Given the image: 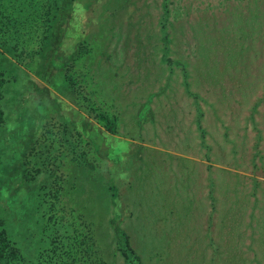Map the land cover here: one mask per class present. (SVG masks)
<instances>
[{
    "label": "rangeland",
    "instance_id": "374dc122",
    "mask_svg": "<svg viewBox=\"0 0 264 264\" xmlns=\"http://www.w3.org/2000/svg\"><path fill=\"white\" fill-rule=\"evenodd\" d=\"M85 3L83 1V5ZM84 12L80 11L82 17L71 20L75 24L78 22L75 27L70 23L64 25L63 49L59 48L60 36L54 42L56 53L63 55L62 61L59 63L54 58L48 63L49 59L45 57L48 62L42 63L41 70L52 77L53 68L73 63L75 74L78 72L80 76L75 83L87 99L81 100L80 106L76 105L75 93L67 90V82L58 74L50 79L51 82L34 75L33 67L37 71L39 65L31 66L28 71L14 61L0 58L5 76L12 79L4 86L2 106L6 122L1 138L13 136L5 145L11 143V153L17 165L22 163L25 144L37 137L42 122H66L90 140L92 152L88 166L94 180L87 176L79 156L78 166L69 159L61 163L57 175L43 173L37 180L46 185L54 184L53 179L61 180L66 187L67 183L76 184V189L71 190L72 197H62L65 210L73 205L74 200L81 207L82 196L92 195L91 189L94 191L95 197L90 202L93 210L88 212L92 218L85 216L86 220L93 219L96 223L92 235L97 252L86 255L93 258V262L124 264L116 249L117 238L112 226L118 218L119 221L122 219L119 227L129 236L141 264H206L199 244L190 243L187 248L184 240L174 239V236L184 234V228H194L181 225L178 215L193 213L188 196L202 170L196 167L193 171L187 160L157 153L153 148L184 144L171 119V100L181 93L176 69L185 68L186 81L190 82L191 76L194 86H189L195 89L193 92L189 88L194 96L186 91L187 98L196 100L200 87L203 94L209 91L208 95L213 97L211 106L216 107L213 125L228 135L225 141L233 151L230 167L234 170H240L239 163L244 165L247 161L245 147L238 145L239 141L247 140L248 134L243 129L245 138L236 141L230 135L236 134V126L245 124L237 114L244 113L245 109L252 113L250 122L257 131L253 140L259 146V152L258 158L254 157L251 163L255 176L251 181L253 187L264 194V95L261 96V91L264 92V0H95L90 8L92 15H86V19L92 20L88 33L71 35L74 28L81 33L80 26L88 22L89 19H84ZM87 100L100 111L115 117L120 136L108 137L106 148L92 127L84 122L85 118L94 122L87 113L90 112ZM223 145L226 144L211 148H223ZM2 149L5 148L0 147ZM239 154L242 157L239 158ZM212 155L215 161L228 156L224 153ZM162 161L168 163L167 170L170 171L162 172V165L155 168L156 162ZM210 172L219 177L228 174L226 184L220 186L228 202L227 193L233 191L231 171L212 168ZM170 176L173 180H167ZM102 177L111 190L105 191ZM234 179L238 181L240 177ZM123 183L128 187L123 188ZM166 187L171 192L169 197L177 198L174 204L170 200L173 204L170 209L176 214L173 220L178 227L175 233L167 232L165 220L164 232L158 234L157 213L161 209L156 204V197L158 194L159 199L168 197ZM234 187L242 190L244 184ZM119 200L134 208L135 215L131 219L120 218ZM234 202L231 201L234 209H231L230 216H223V231L218 240L220 248L214 247L211 264H264V209L256 218L259 225L254 227L256 231L252 238L250 234H241L242 203L239 206ZM262 203L264 205V200ZM170 220V226L175 227ZM64 238L59 232V246ZM185 241L193 240L187 238ZM243 241L247 243L243 245ZM243 248L249 249L246 254L241 253ZM75 251L78 256L74 264H82V252L77 248ZM47 259L44 256L45 264Z\"/></svg>",
    "mask_w": 264,
    "mask_h": 264
},
{
    "label": "trees",
    "instance_id": "16d2710c",
    "mask_svg": "<svg viewBox=\"0 0 264 264\" xmlns=\"http://www.w3.org/2000/svg\"><path fill=\"white\" fill-rule=\"evenodd\" d=\"M83 1L86 2L85 5ZM93 1L95 0H0V58L14 61L28 71H31V66L39 65V69L35 71L33 67L32 72L48 82L58 74L67 82V90L75 93L74 101L80 106L81 100L87 99V95H81L80 86L75 83V79L79 81L80 76L78 77V72L75 74L73 63H63V66L57 64L59 67L53 68L52 77H48L41 68L42 63L48 62L45 57L49 59L48 63L54 58L59 63L62 61L63 55L56 53L54 42L60 36L59 48L63 49L61 46L66 35L64 25L75 24L71 20L82 17L80 14L82 10L85 11L84 19L87 14L92 15L90 8ZM91 21L89 19L88 22L82 23L81 33L74 28L71 35L88 33ZM77 24L78 22L74 27ZM3 69L2 65L0 147L5 149L0 150V264H45L44 256L48 257L46 264H74L78 256L75 248L83 254L82 264H100L101 261L95 263L93 258L86 256L95 255L97 252L92 235L94 231L92 228L96 223L93 219L89 221L85 219V216H90L88 212L93 210L90 208V202L95 197L94 191L91 189L92 195L82 196L81 207H78V203L71 198L74 200L73 205L67 211L62 197H72L71 190L76 189V184L67 183L66 187L61 184V180L53 179L54 184L46 185L37 180L39 175H44L43 173L57 175V171L62 167L61 163L69 159L78 166V156L83 160L87 176L94 180L88 166L92 152L91 142L68 123L48 120L39 124L40 132L37 137L31 138L25 144L26 149L21 153L22 163L17 165L11 153V143L5 145L13 136L9 139L1 138L6 122L2 106L4 86L12 80L5 76ZM87 102L90 110L87 113L94 122L86 118L84 122L92 127L102 141L103 148H106L108 137L116 136L115 117L100 111L90 100ZM61 177L60 175V179ZM102 185L105 191L111 190L104 177ZM114 198L116 199L115 196ZM117 202L120 218L124 219L128 216L127 212L120 200ZM121 221L117 218L112 225L117 238L116 249L124 264H141L130 244L129 236L119 227ZM59 232L61 237H66L61 240L60 246L57 243Z\"/></svg>",
    "mask_w": 264,
    "mask_h": 264
},
{
    "label": "crops",
    "instance_id": "0c3cea01",
    "mask_svg": "<svg viewBox=\"0 0 264 264\" xmlns=\"http://www.w3.org/2000/svg\"><path fill=\"white\" fill-rule=\"evenodd\" d=\"M181 70L179 71L176 69V75L177 77H179L177 79V82L179 84L181 83L179 86L181 93L171 100V119L174 122L175 127L177 128L178 138L181 136V140L184 144L180 147H175V145H173L170 148H162L156 146V148L153 149L156 150L157 153L166 154L167 156H170L172 158L175 157V159L179 158L187 160L192 164L193 171L196 167H199V171L202 170L198 175V178H196V185L192 187V192L188 196L189 206L193 208V213L185 212L183 215H178V219L181 225H190L194 226V228L191 227L190 230L184 228L182 230V233L184 234L180 235V237L174 236V239L184 240L183 242L184 244H186L187 248V245H189L190 243H194L196 245L199 244L200 247L198 248H203V256H205V260H207L206 264H211L212 258L214 256V247L220 248L218 240H220L222 235L223 229L221 226H223V220L225 217L230 216L229 213L231 212V209H234V206L231 205V201L237 202L239 206L240 203H242V218L240 222L241 234H250L252 238H254V232L256 231L254 227L259 225L256 221V218H258L259 212L264 209V205L262 203V201L264 200V194H260L259 189L254 188L251 181L253 178H255L252 172L253 170L251 169V163L255 159L254 157L258 158L259 152V146L257 147V143L253 140L257 136L255 133L257 131L254 127H252V124L250 122V120L253 118L250 110L245 109L244 113L237 114L242 117V119L245 121V124L243 123V125L241 126H236V134H231L230 138L234 141L238 139L242 140L241 137L245 138V135H242L243 129L245 132H247L248 135H246L247 138H245L247 140H245L244 142L239 141L240 145H238L240 148H242V146L245 147L244 149L247 161H245L244 165H242V162H240V170L235 169V171L230 167L234 158H232L231 155L233 151L230 144L225 141V139L228 138V135L226 136L223 133V129L216 130L213 125L214 112L216 113V107L211 106L213 97H210L208 95L209 91L207 92L206 90L205 94H203L201 92L202 87H200L197 89L199 95L194 98L196 100H191V97L187 98L186 91H188L190 96H194L193 92L195 91V89L189 86L190 84L194 86V83H191V76H189V79H191L190 82L186 81L187 77L185 76V74L187 72L185 68H183L182 71ZM184 84H186L185 87H183ZM189 88L192 89L193 92L189 90ZM201 94L203 95V97L201 96ZM263 95L264 92L262 93L261 91V96ZM120 114L123 115L122 113ZM248 120L249 124H246V121ZM210 121H212V123H210ZM121 124L122 118L120 119V126ZM147 128L148 127L145 126V129ZM116 136H120V131L118 128L116 129ZM221 143H225L226 145L221 146L223 148H211ZM212 153H224L228 156L226 158L215 161ZM238 157H242L241 154H239ZM167 164L168 163H164V161H162L161 163L156 162L155 168H159L162 165L164 166L162 167V172L170 171L167 170ZM212 168L231 171L230 174L232 179L230 181V185L232 186L233 191L227 193V197L229 198L228 202L225 201L226 193L220 190V186L226 184L228 174L225 173V176L221 174L220 177L219 175L212 176L210 172ZM171 170L176 169L171 168ZM235 176L240 177V181H236L234 179ZM172 178L173 177L170 176L167 180H173ZM241 184H244L243 189L241 190V188H239L236 190L234 185L239 187ZM212 185L213 187H210ZM127 187V184L125 186L123 183V188ZM166 192L168 197L159 199V194L156 197V204L158 207H160L159 209H161L160 212L157 213L159 223L157 226L158 229L156 231L158 234L160 232H164L165 220L167 225V232L171 231L175 233V229H177L178 227V223L173 220L175 219L176 214H174L170 209L173 206L174 202L177 201V198L172 199L169 197V193L171 192L167 187ZM170 200L173 201L172 205L170 204ZM223 203L225 205H223ZM121 204L127 212L128 216L126 218L131 219V217L135 215L133 213L134 208L130 206V203L127 204L125 201H122ZM165 207L166 212L164 211ZM224 215L226 216L223 217ZM167 219H172L170 220L171 223L176 226L171 227L170 222ZM181 219H183V223L181 222ZM157 238L159 240L160 236H158ZM187 238H190L193 241H185ZM242 243L244 245L247 243V241H243ZM258 247L260 248V246ZM247 248H243L244 251L241 253L246 254L247 250H249Z\"/></svg>",
    "mask_w": 264,
    "mask_h": 264
}]
</instances>
